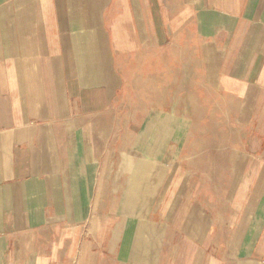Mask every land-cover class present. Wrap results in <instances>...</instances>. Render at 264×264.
<instances>
[{
    "label": "crops",
    "instance_id": "1",
    "mask_svg": "<svg viewBox=\"0 0 264 264\" xmlns=\"http://www.w3.org/2000/svg\"><path fill=\"white\" fill-rule=\"evenodd\" d=\"M0 264H264V0H0Z\"/></svg>",
    "mask_w": 264,
    "mask_h": 264
},
{
    "label": "rangeland",
    "instance_id": "2",
    "mask_svg": "<svg viewBox=\"0 0 264 264\" xmlns=\"http://www.w3.org/2000/svg\"><path fill=\"white\" fill-rule=\"evenodd\" d=\"M131 115L134 118L131 117V116H129V119H126V120L122 119L121 120V123L118 125V127H119L118 128V133L116 134V136L114 138V145H113L114 147H113L112 150L117 149V152H118V150L120 148L125 147V144H126V147L128 149L127 148L126 149L123 148L124 151L125 150L128 151L131 146L132 147L133 146L135 147V143L134 142H136V134H137V132H139L141 130L142 120H141V117L139 118V120L135 119V112H133ZM124 122H126V125H123ZM206 124H207V126H213L212 124L211 125H208L207 121H206V123H204V125H206ZM209 124H210V122H209ZM180 125H181V127H184V126H182V122L180 123ZM124 127H126V129ZM205 135H206V132L203 135L198 136L200 138L202 144H208V142H210V140H211V137H210L211 134H210V132L207 134V136H205ZM198 137L197 136H193V140L196 139V138H198ZM180 138H182V136ZM180 141H181L180 139L179 140H175L174 143H173V145L174 144L175 145L183 144V141H181V142ZM136 150L137 149L135 148V150L132 149V150H129L128 151L129 152V156L132 158L131 159L132 160L131 163H135V155H136L135 151ZM117 152L115 150V151H112L111 152V156L109 154L110 160L107 161V165L109 166V167L107 166V170L110 168V172L112 171L111 174H112L113 181L115 179L117 182H119L122 186L125 187L126 182L124 180V177L121 175V166H120V164L122 162L121 161L122 160V157H120V153H117ZM176 156L178 157V155H176ZM210 170L213 172V174L216 171V169H214V168L213 169H210ZM156 175L157 174H155L150 179L151 184L154 183L157 180ZM208 186L211 189H215V187H216V185H212V184H209ZM220 186L221 185H219V187ZM222 186L224 187V185H222ZM107 187H109V185H107ZM108 191H109V188L107 189V192ZM118 197H119L118 199H114L113 201L111 200L110 212L107 213V218L109 219V221H110L111 224H117L120 220H122V217H123L125 196L123 195V193H121ZM128 204H130V203L128 202ZM131 204H133V202H131ZM126 209H129L128 208V205L126 206ZM130 211H133V209L131 208ZM127 218L130 219L129 216H127ZM149 220H150V222L152 223L153 226H150V224H149V226L147 225V227L150 228V230L147 229V231H146V232H148V234L144 230L146 228V226H144L145 228L143 229L144 232L149 236V242L148 241H145L143 243H147V244H141L142 246L140 245L141 247H138V253L140 254V256L141 255H144V259H146V256H148L149 254H150V257L151 256L152 257L153 256L155 257V255H156V252L155 251L156 250H155V248H153L152 240L153 239L155 240L156 239L155 236L157 237V234L160 233L157 230L159 224H158L157 221H155L154 216H151V217L149 216ZM153 222L156 223V225ZM142 234H143V232H142ZM152 236H153V239H152ZM141 249L143 251H141Z\"/></svg>",
    "mask_w": 264,
    "mask_h": 264
}]
</instances>
